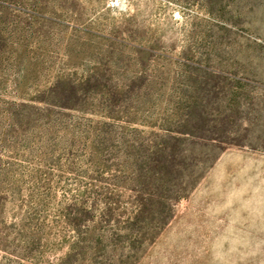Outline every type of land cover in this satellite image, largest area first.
<instances>
[{"label": "rangeland", "instance_id": "374dc122", "mask_svg": "<svg viewBox=\"0 0 264 264\" xmlns=\"http://www.w3.org/2000/svg\"><path fill=\"white\" fill-rule=\"evenodd\" d=\"M7 48L15 53L0 61V88L11 97L98 76L128 93L139 122L161 125L202 100L191 115L204 111L198 126L210 127L217 159L137 264H264V0H0ZM54 175L53 228L72 202L64 191L77 193L81 181Z\"/></svg>", "mask_w": 264, "mask_h": 264}, {"label": "trees", "instance_id": "16d2710c", "mask_svg": "<svg viewBox=\"0 0 264 264\" xmlns=\"http://www.w3.org/2000/svg\"><path fill=\"white\" fill-rule=\"evenodd\" d=\"M11 49L0 50L1 63ZM97 77L57 79L28 100L0 88V264H137L217 159L210 127L198 126L204 111L191 115L202 100L187 118L175 110L162 125L145 124L128 93ZM192 119L185 132L183 120ZM55 172L59 182L81 181L77 193L64 191L72 202L53 228ZM57 248L66 251L52 263L46 257Z\"/></svg>", "mask_w": 264, "mask_h": 264}]
</instances>
